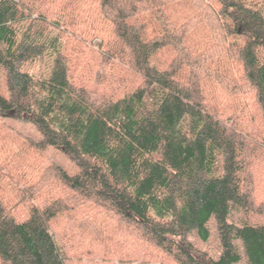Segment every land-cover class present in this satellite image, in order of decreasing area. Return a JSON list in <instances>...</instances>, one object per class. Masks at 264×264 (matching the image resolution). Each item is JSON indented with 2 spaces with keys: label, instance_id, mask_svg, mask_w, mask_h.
<instances>
[{
  "label": "trees",
  "instance_id": "trees-1",
  "mask_svg": "<svg viewBox=\"0 0 264 264\" xmlns=\"http://www.w3.org/2000/svg\"><path fill=\"white\" fill-rule=\"evenodd\" d=\"M48 1L0 0L8 90L0 93V125L31 124L42 135L23 168L0 158V264H66L51 225L86 203L178 264H238L237 242L249 264H264V225L231 221L235 211L254 212L248 172L264 160V0H98L92 63L66 50L64 37L76 32L62 17L49 21L40 10ZM86 5L70 9L76 22L89 18ZM167 52L173 58L164 66L158 59ZM47 56L48 76L25 71ZM82 66L89 79L74 72ZM51 147L75 170L38 174L30 159ZM10 150L0 134V155ZM50 172L69 194L40 205ZM10 193L18 202L6 200ZM213 218L218 259L188 239L197 232L207 241Z\"/></svg>",
  "mask_w": 264,
  "mask_h": 264
},
{
  "label": "rangeland",
  "instance_id": "rangeland-1",
  "mask_svg": "<svg viewBox=\"0 0 264 264\" xmlns=\"http://www.w3.org/2000/svg\"><path fill=\"white\" fill-rule=\"evenodd\" d=\"M97 1L86 0L77 2L73 0H54L53 2L48 1L40 7L41 11L49 14L50 22H55L59 17H62L63 21L69 27H72L70 28V33L76 32V37H72L70 34L68 38L64 37V47L68 52H72V48L80 51V56L88 63L96 62L98 59L96 52H98L97 49L100 42L98 40L91 42V35H88L95 25L92 12H94ZM84 5L88 7L84 12L89 14V18H87L88 16H84L82 21L76 22L75 18L79 16V13L77 16L76 11L70 9L77 10L81 7L83 8ZM75 23H77L76 26L74 25ZM75 58L77 67L79 62H81V58L79 56ZM172 58V53L167 52L159 57L158 60L162 65L166 66ZM52 64L53 60L47 56L27 65L25 71L34 75L36 78L46 77L51 71ZM89 68L82 66L81 68L75 69L74 72L78 76L84 72L83 77L89 79L90 75H92V71ZM135 82L133 83L134 85H131V89L128 92L135 90L137 86V82ZM0 93L8 96L6 74L1 68ZM246 102L250 108H252L251 104L253 106L255 105L253 99L250 104V100L245 98ZM253 109L257 112L256 108ZM254 110H251L253 116L258 113ZM262 125L261 131H264V124ZM0 134L3 138L7 139L11 146V150L5 152L4 155H0V158L4 161L10 160L14 166H21V168H23L27 159L31 156L27 152L30 145H35L42 139V135L31 124H17L12 121H7L0 125ZM30 160L39 168L38 174L43 173L49 166L60 167L69 172L75 170V162L54 147L44 152L42 157L36 156L34 161L32 159ZM51 173L46 182V184H50H48L49 188L46 190L49 191L48 194L44 192V195H40L37 198L36 203L40 205H44L46 200L51 202L69 194L68 188L64 187L58 180H54ZM248 173L253 175L252 191L254 196L253 201L255 202L254 212L246 214L241 210L235 211L231 216V221L239 225L243 223L264 225V160L263 162L257 161L253 163ZM6 200L10 204L18 202V198L14 193H10L6 197ZM17 208H19L16 211L18 216L21 219L25 218L26 211L23 205H18ZM131 229L123 223H120L115 217H110L108 212L103 208L92 203H86L60 214L51 225V231L67 258L66 264H178L161 249L134 235ZM208 230L210 237L207 241H203L197 232L192 233L188 239L197 251L206 253L211 258L218 259L222 254L223 248L218 226L214 218L209 222ZM237 244L239 253L242 256V260L238 264H249L241 243L237 242Z\"/></svg>",
  "mask_w": 264,
  "mask_h": 264
}]
</instances>
